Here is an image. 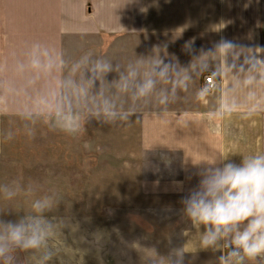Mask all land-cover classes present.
Masks as SVG:
<instances>
[{"label":"crops","instance_id":"1","mask_svg":"<svg viewBox=\"0 0 264 264\" xmlns=\"http://www.w3.org/2000/svg\"><path fill=\"white\" fill-rule=\"evenodd\" d=\"M145 6L146 14L140 11ZM224 40L237 47L221 53L217 45ZM257 48L264 49V0H0V156L14 138L7 134L8 119L47 117L64 131L56 110L63 106L66 112L67 97L82 93L92 114L106 104L120 116L129 106L139 114V193L186 198L206 168L239 165L264 152V65L257 64L264 52L257 57ZM98 61L112 71L87 94L66 87L69 80L90 79ZM165 65L166 75L159 76ZM130 70L138 73L134 84L155 81L147 96H138L134 86L121 90L120 76ZM207 75L220 81L212 92L204 90ZM129 93L139 99L127 102ZM76 121L79 130L85 127V119ZM48 143L57 146V139L41 137L43 154ZM174 181L182 182V190ZM46 219L59 225L55 242L48 241L55 254L44 260V249L22 250L27 264H108L106 251L93 258L85 248L69 247L64 239L78 232L65 230L62 218ZM93 222L101 224V218ZM179 230L182 264H220L227 256L223 239L215 247L200 246L203 226L197 230L188 219ZM175 233L173 227L167 239ZM240 264H264V258Z\"/></svg>","mask_w":264,"mask_h":264},{"label":"rangeland","instance_id":"2","mask_svg":"<svg viewBox=\"0 0 264 264\" xmlns=\"http://www.w3.org/2000/svg\"><path fill=\"white\" fill-rule=\"evenodd\" d=\"M67 98H71V103L66 112L78 108L79 111L70 112L85 119L86 125L80 130L60 131L47 117L7 120V134L14 138L9 144L6 140L9 148L0 156V221L18 222L25 215H35L33 205L47 198L54 203L44 217L62 218L65 230L78 232L69 233L68 239H57L65 238L69 247L73 244L85 248L93 258L106 251L108 264L176 263L180 259L179 228L188 220L184 197H149L139 193L142 174L139 152L135 153L139 114L129 106L128 112L106 120L102 113L92 114L82 93ZM126 98L127 102L139 99L130 93ZM100 103L96 100L93 107L98 108ZM91 114L92 118H86ZM9 124L15 127L9 128ZM43 136L57 139V146L51 148V143L47 144L46 154L39 150ZM93 217L101 218V224L94 223ZM173 227L175 236L167 239ZM105 233L110 238L104 239ZM50 241L55 242V238ZM172 248H176L175 254ZM10 255L12 264H27L21 249ZM0 264H5L3 258Z\"/></svg>","mask_w":264,"mask_h":264},{"label":"clouds","instance_id":"3","mask_svg":"<svg viewBox=\"0 0 264 264\" xmlns=\"http://www.w3.org/2000/svg\"><path fill=\"white\" fill-rule=\"evenodd\" d=\"M140 11L146 14L148 7H141ZM217 47L221 53H227L237 45L224 40ZM262 52L264 49L257 48V57ZM44 55L47 58V52ZM32 64L35 68L41 67L39 59H33ZM257 64L264 65V60L257 59ZM45 67L51 70L52 62L48 61ZM167 69L165 65L157 74L165 76ZM90 71V79L80 84L69 80L66 87L87 94L95 80L112 71V68L110 64L98 61ZM137 75L132 70L127 76L122 74L120 88L128 91L134 86L138 96H147L153 90L155 81L146 77L142 83L134 84ZM102 114L106 120L117 116L114 106L107 104ZM96 115L101 113L97 112ZM56 116L64 131L71 133L78 130L76 117L70 111L65 112L63 106H58ZM199 175L198 185L190 190L182 203L192 225L197 230L201 226L204 228L200 234V246L204 249L215 247L223 239L231 251L227 256L220 257V264H240L245 259L255 261L258 257L264 258V152L245 156L239 165L228 162L222 167L210 166ZM173 183L182 190V182ZM53 203L47 198L37 201L33 205L35 215L24 217L18 222L0 221V258L5 260V264H12L10 253L17 248L25 251L44 249L43 259L52 258L55 253L49 248L48 241L56 238L59 225L47 220L44 213L53 207ZM177 255L180 259L176 264H182L183 250H178Z\"/></svg>","mask_w":264,"mask_h":264},{"label":"built area","instance_id":"4","mask_svg":"<svg viewBox=\"0 0 264 264\" xmlns=\"http://www.w3.org/2000/svg\"><path fill=\"white\" fill-rule=\"evenodd\" d=\"M204 83H205L204 90H205L206 92H212V91H214V90L217 88V86H218V84L220 83V81L217 80V79H216L214 76H212V75H207V76L205 77V79H204ZM224 248H225V252H227V254H228L229 251H231V249L228 248L226 245H225Z\"/></svg>","mask_w":264,"mask_h":264}]
</instances>
